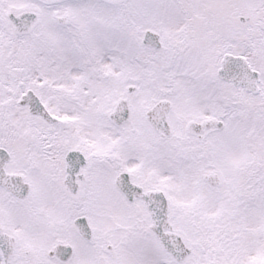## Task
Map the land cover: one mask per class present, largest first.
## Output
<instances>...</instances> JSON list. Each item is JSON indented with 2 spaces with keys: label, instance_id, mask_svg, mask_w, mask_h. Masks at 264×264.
I'll return each mask as SVG.
<instances>
[{
  "label": "snow or ice",
  "instance_id": "obj_1",
  "mask_svg": "<svg viewBox=\"0 0 264 264\" xmlns=\"http://www.w3.org/2000/svg\"><path fill=\"white\" fill-rule=\"evenodd\" d=\"M0 264H264V0H0Z\"/></svg>",
  "mask_w": 264,
  "mask_h": 264
}]
</instances>
